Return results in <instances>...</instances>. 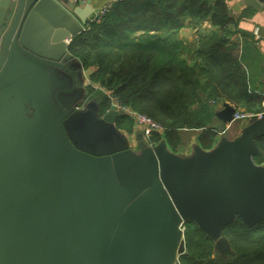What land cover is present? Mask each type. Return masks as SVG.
Wrapping results in <instances>:
<instances>
[{
  "label": "water",
  "instance_id": "95a60500",
  "mask_svg": "<svg viewBox=\"0 0 264 264\" xmlns=\"http://www.w3.org/2000/svg\"><path fill=\"white\" fill-rule=\"evenodd\" d=\"M92 11L0 0V264H179L188 221L234 253L225 227L264 221V115L176 153L120 130L113 103L79 109L90 75L69 45ZM235 111L225 101L216 118L231 124Z\"/></svg>",
  "mask_w": 264,
  "mask_h": 264
},
{
  "label": "trees",
  "instance_id": "16d2710c",
  "mask_svg": "<svg viewBox=\"0 0 264 264\" xmlns=\"http://www.w3.org/2000/svg\"><path fill=\"white\" fill-rule=\"evenodd\" d=\"M230 1L124 0L112 3L100 22L89 20L69 51L91 71L88 91L100 96L101 111L114 98L147 115L163 127L148 143L165 139L173 152L186 146L185 134L193 132L203 149H211L222 131L217 107L225 101L237 109L264 111V89L258 83L264 56L253 32L239 27L241 18L233 16ZM204 21L211 27L203 28ZM185 26L198 29L194 43L180 37ZM117 126L132 134L135 123L125 115ZM256 143L264 152V137ZM185 226L186 252L179 264H264V221L249 227L237 218L226 226L234 253L225 257L196 223Z\"/></svg>",
  "mask_w": 264,
  "mask_h": 264
},
{
  "label": "crops",
  "instance_id": "0c3cea01",
  "mask_svg": "<svg viewBox=\"0 0 264 264\" xmlns=\"http://www.w3.org/2000/svg\"><path fill=\"white\" fill-rule=\"evenodd\" d=\"M111 2H112V0H88V4L87 5L92 8L93 12H97V10L99 8H101L104 5H106L108 3H111ZM230 7H231V11L233 13V16L241 18L239 20V27L241 29L249 31V32H253V30L257 26L260 28V43L258 45V48H259L260 53L264 56V6H263L262 9H255V8L248 7L245 4H243V0H231L230 1ZM249 8L254 9L255 12L253 14L249 13V11L247 10ZM243 13H244V16H242ZM91 17L93 18L92 15H90L89 18H91ZM251 17H254V19H249ZM186 24H189V20L186 21ZM202 27L203 28H210L211 27L210 22L209 21H204L202 23ZM183 30L186 31V32L190 31L189 28H184ZM187 38H188V40H192L194 38V36L191 34ZM259 64H260L259 74L262 77L259 79L258 83H261V80L264 77V67H263L264 66V61L263 60H259ZM84 70L86 72H88V70H86V69H84ZM89 75L91 76V71H90ZM90 76H89V81L81 80L82 83L84 84L85 88L88 87L89 85L93 84V83H91ZM94 86H97V85L94 84ZM262 89H264L263 86H262ZM221 105L222 104L218 105L217 110H219L221 108ZM79 106L80 105H78L77 107H79ZM77 107L75 109H77ZM218 124H219L220 129L222 130V131L219 132V135L222 134V133L228 135L231 125L235 124V122L231 123V124L224 125L221 121H219ZM132 134H129V136H131ZM188 134L191 135L192 142L197 139L196 132L188 133ZM231 135H234V134H231ZM236 136H237V134L234 137H236ZM188 146H190V145H188V143H187V146H185V147H188ZM181 149H179V152L181 151Z\"/></svg>",
  "mask_w": 264,
  "mask_h": 264
},
{
  "label": "built area",
  "instance_id": "2783aa9c",
  "mask_svg": "<svg viewBox=\"0 0 264 264\" xmlns=\"http://www.w3.org/2000/svg\"><path fill=\"white\" fill-rule=\"evenodd\" d=\"M70 1L71 2H85V0H70ZM107 12L108 10L106 8H99L95 20L98 22L101 21ZM253 34L255 36V41L258 45L259 39H260V28L258 26L253 30ZM119 109H122L127 114H129L130 112L134 114L136 123L134 126V132L131 135V137H135L139 133V134H142L144 136V139L148 142L152 133L154 132L161 133L163 131V127L157 122H155L152 118L148 117L147 115L139 113L127 107H122L120 105H119ZM263 114H264V111L253 113V112H249L246 110L236 108V111L233 115V119L234 121H241L244 119L249 121L252 118L262 117ZM150 145L153 146L154 144L152 143Z\"/></svg>",
  "mask_w": 264,
  "mask_h": 264
},
{
  "label": "rangeland",
  "instance_id": "374dc122",
  "mask_svg": "<svg viewBox=\"0 0 264 264\" xmlns=\"http://www.w3.org/2000/svg\"><path fill=\"white\" fill-rule=\"evenodd\" d=\"M254 13V12H253ZM249 19H254V17H251V18H249ZM184 28H189L188 26H185ZM184 28H182L181 29V35H180V37L182 38V39H184V40H186V42L189 44V43H194L196 40H197V32H198V29H191V28H189V30L190 31H184L183 29ZM193 35L194 36V38L192 39V40H188V36H190V35ZM90 73V70H88V72H85V74H87V76H88V74ZM251 78L252 79H255V74L254 73H251ZM71 85V83L69 82V86ZM72 87H75L74 88V91H75V89H76V92L75 93H79V86L78 85H76V86H74V85H71V87L70 88H72ZM95 87H98V86H95ZM86 91H88V89H86ZM87 97H88V95H87ZM84 98V97H83ZM83 98L81 99V103L83 102ZM99 98H100V96H99ZM219 109V108H218ZM235 122V124H232L231 125V127H230V131H229V136L226 134V136L227 137H229V138H233L236 134L238 135V134H240V131H241V127H243V126H245L247 123H248V120H246V119H244V120H241V121H233L232 123H234ZM218 126H219V124H218ZM231 134H234V135H231ZM185 136H186V138H187V141H188V145H191V143H192V140H191V135H189V134H185ZM189 137V138H188ZM187 146V145H186ZM189 146L188 147H183L182 148V150H184V152H186V151H188L189 152ZM186 150V151H185Z\"/></svg>",
  "mask_w": 264,
  "mask_h": 264
},
{
  "label": "bare ground",
  "instance_id": "6f19581e",
  "mask_svg": "<svg viewBox=\"0 0 264 264\" xmlns=\"http://www.w3.org/2000/svg\"><path fill=\"white\" fill-rule=\"evenodd\" d=\"M60 1V0H59ZM63 1H65V0H61L60 2H63ZM70 1V0H69ZM118 1H124V0H112V2L111 3H108V4H106V5H104L103 7H101V8H106L107 10H109V8L111 7V5H112V3H114V2H118ZM71 2V1H70ZM71 3H73V4H75V5H77V6H80V7H86V6H88L87 4H88V0H85V2H71ZM90 7V6H89ZM91 8V7H90ZM92 9V8H91ZM99 10V9H98ZM98 10H97V12H93L92 11V13H91V15L93 16V18L91 17V18H89V20H92V21H96L95 19H96V16H97V13H98ZM98 22V21H97ZM100 22V21H99ZM72 41V40H71ZM259 43H260V39H259ZM112 100V103L113 104H115V105H117L118 106V109H119V103L114 99V98H112L111 99ZM111 103V104H112ZM121 106V105H120ZM123 107V106H122ZM119 110H121V111H123L122 109H119ZM125 112V111H124ZM264 115V114H263ZM126 116H128L130 119H132L133 121H134V123H136V121H135V117H134V114L133 113H129V114H127L126 113ZM234 120V119H233ZM263 138V137H262ZM182 230H183V232H184V234H185V230H186V226H185V224L183 225V228H182ZM181 256V255H180Z\"/></svg>",
  "mask_w": 264,
  "mask_h": 264
},
{
  "label": "flooded vegetation",
  "instance_id": "af4514ba",
  "mask_svg": "<svg viewBox=\"0 0 264 264\" xmlns=\"http://www.w3.org/2000/svg\"><path fill=\"white\" fill-rule=\"evenodd\" d=\"M86 89H88V87H86ZM87 92H88L87 95H89V96H88V97H87V95L84 96V98H83V102H82V104H81L78 108L80 109V108L84 107L85 105L88 104V102H89L90 100H93V101H97V102L100 104V111H101L103 101L99 98V96H96V95H92V96H90L89 91H87ZM101 103H102V104H101ZM78 108H77V109H78ZM117 127H118V126H117ZM120 130H121V129H120ZM122 131H123V130H122ZM133 148H134V146H133Z\"/></svg>",
  "mask_w": 264,
  "mask_h": 264
}]
</instances>
